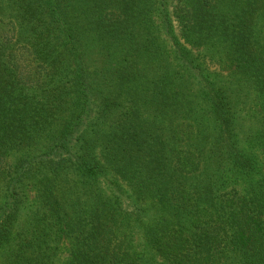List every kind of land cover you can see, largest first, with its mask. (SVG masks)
I'll list each match as a JSON object with an SVG mask.
<instances>
[{"label": "trees", "instance_id": "16d2710c", "mask_svg": "<svg viewBox=\"0 0 264 264\" xmlns=\"http://www.w3.org/2000/svg\"><path fill=\"white\" fill-rule=\"evenodd\" d=\"M63 241L60 264H264V0H0V264Z\"/></svg>", "mask_w": 264, "mask_h": 264}, {"label": "rangeland", "instance_id": "374dc122", "mask_svg": "<svg viewBox=\"0 0 264 264\" xmlns=\"http://www.w3.org/2000/svg\"><path fill=\"white\" fill-rule=\"evenodd\" d=\"M175 31L177 32V34H179V29L177 27L175 28ZM163 40L165 44L168 45V37L164 34H163ZM197 53L202 55L203 51L197 50ZM202 61H203V64L206 65L210 70L221 72L224 75H228L230 73V70L226 68L227 66L221 67V64L216 63L215 60L211 61L206 58V60L202 59ZM243 114L246 115L248 118V120L246 121L245 128L251 125L252 129H256L257 128V123H256L257 115L256 114H258V108L255 106H249L243 111ZM103 184H104V181L101 180V185ZM28 196H29V203H31L34 199V193L32 190H29ZM140 237L141 235L139 236L138 234L134 236V241L136 245H139V243L141 242ZM69 248H70L69 241H63V243H61V252L59 253L58 258H57V264L62 263L64 260H66L69 257V252H68ZM158 261L160 262L159 259Z\"/></svg>", "mask_w": 264, "mask_h": 264}]
</instances>
